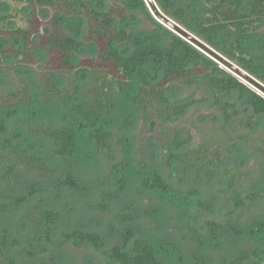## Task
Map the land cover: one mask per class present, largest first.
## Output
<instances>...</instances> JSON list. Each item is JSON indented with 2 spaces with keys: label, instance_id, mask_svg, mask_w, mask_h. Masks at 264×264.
Wrapping results in <instances>:
<instances>
[{
  "label": "trees",
  "instance_id": "trees-1",
  "mask_svg": "<svg viewBox=\"0 0 264 264\" xmlns=\"http://www.w3.org/2000/svg\"><path fill=\"white\" fill-rule=\"evenodd\" d=\"M21 1L29 8L27 28H11L9 17L0 15V68L6 64L17 70L41 62L40 89L34 91L22 80L14 90L0 92V113L17 116L58 104L81 122L97 124L108 116V95L110 89H115L121 98L131 101L150 132L161 129V137L155 135L153 139L162 149L163 163L177 168L180 181L188 177L195 186L201 185L211 169L219 171L224 178L219 193L231 204L229 215L245 210L246 200L237 187L239 175H243L239 153L247 148L264 155V130L257 129L253 117L241 107L264 115V95L160 23L146 0H123L124 7H101L87 0ZM153 1L166 17L264 85V0ZM51 12L55 16L47 27L42 18ZM144 20L152 24V30L142 29ZM79 28L84 32L81 42L68 30ZM147 35L151 36L137 42ZM9 42L13 45L7 46ZM85 43L90 44L91 52L81 62ZM169 87L206 92L210 107L221 117L219 124L205 130L194 124L202 139L179 152H174L170 137H162L169 134V124L184 112L173 104ZM18 124L28 136L46 138L53 157H75L78 134L74 128L23 120ZM88 135L100 156H111L121 146L124 148L122 137L114 130L93 126ZM222 155L225 157L220 160ZM139 165L146 167L145 156H141ZM59 169L44 156L33 153L24 140L0 130V216L13 212L6 198L17 193L19 171L49 179ZM111 173L117 183L125 182L123 162L112 165ZM171 193L173 201L182 206L183 193ZM186 203V208H190L188 199ZM59 218L60 213L47 207L43 198L23 208L21 219L26 232L22 247L15 251L18 264H49L55 260L54 254L50 259L45 257L49 246L59 250L90 247L101 264H167L158 257L152 243L139 239L128 249L105 248L101 236L92 231H63L55 240ZM117 218L130 219L126 214ZM205 226L209 238L214 240L227 239L234 228L210 220ZM13 249L9 227L0 223V264L14 261ZM246 261L264 264V256L256 249H240L221 264ZM188 264H209V259L204 252H191Z\"/></svg>",
  "mask_w": 264,
  "mask_h": 264
},
{
  "label": "rangeland",
  "instance_id": "rangeland-1",
  "mask_svg": "<svg viewBox=\"0 0 264 264\" xmlns=\"http://www.w3.org/2000/svg\"><path fill=\"white\" fill-rule=\"evenodd\" d=\"M87 1L101 7H124L123 0ZM28 14L25 1L7 0L0 3V15L9 17L11 28H27ZM54 16L51 12L42 18L47 27H50L48 24ZM142 29L150 31L153 27L144 20ZM68 30L80 42L83 41L82 29ZM150 36L141 37L137 42L145 41ZM12 45L13 42H9L7 46ZM84 48L85 51L80 54L81 62L91 52L89 43H85ZM42 65L37 61L31 66L14 70L4 64L0 68V92L14 90L22 80L32 90H39ZM168 94L173 104L184 109L180 119L169 124V134L166 137L162 135L163 139L170 137L174 152L199 144L202 136L194 124L205 130L220 123L221 117L210 107L211 99L206 92L169 87ZM108 102L110 112L97 124L81 122L58 104L17 116L10 112L0 113L1 131L24 140L33 153L44 156L51 165L60 168L49 179L35 178L25 170L17 174V193L6 198L13 206V212L0 216V223L8 226L11 232L13 264L19 263L15 251L22 247V237L26 232L21 212L28 203L39 198L44 199L47 207L60 213L53 235L55 240L63 231H92L101 236L103 247L121 246L128 249L139 239L152 243L158 257L167 264H188L191 252L197 251L207 254L209 264H221L240 249H256L264 256V155L247 148L239 153L243 175H239L237 187L247 206L239 215L230 216L231 204L219 193L224 186V178L219 171L211 169L201 185L195 186L188 177L180 181L177 168L163 163L162 149L153 139L155 135L161 137V129L150 132L131 101L121 98L115 89H110ZM241 109L253 117L257 129L264 130V115H255L243 106ZM20 120L29 124L68 125L74 128L78 134L75 157H53L50 142L46 138L28 136L24 127L18 124ZM93 126L114 130L122 137L124 148L121 146L111 156H100L88 135ZM142 155L147 159L145 168L139 165ZM214 156L217 158V154ZM222 156L220 160L225 157ZM118 162H123L126 167L124 183H117L111 173L112 165ZM173 191L183 193L182 206L173 201ZM187 199L192 204L188 209ZM125 214L130 219L122 221L117 218V215ZM209 220L230 224L234 231L225 240L210 239L205 226ZM44 254L47 259L54 254L55 260H50L49 264H101L100 258L90 247L59 250L49 246ZM245 264L252 263L246 261Z\"/></svg>",
  "mask_w": 264,
  "mask_h": 264
},
{
  "label": "water",
  "instance_id": "water-1",
  "mask_svg": "<svg viewBox=\"0 0 264 264\" xmlns=\"http://www.w3.org/2000/svg\"><path fill=\"white\" fill-rule=\"evenodd\" d=\"M151 12L155 16V18L162 23L164 26H166L168 29L176 33L177 35L181 36L183 39L200 49L202 52L207 54L209 57L217 61L219 64H221L224 68L235 74L237 77H239L241 80L252 86L257 91L264 94V85L253 78L251 75L240 69L238 66L227 60L225 57L220 55L218 52L213 50L211 47L207 46L203 42H201L199 39L191 35L189 32H187L185 29H183L180 25H178L176 22L172 21L168 17H166L161 11L157 8L155 5V2L153 0H146Z\"/></svg>",
  "mask_w": 264,
  "mask_h": 264
}]
</instances>
